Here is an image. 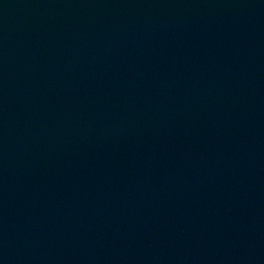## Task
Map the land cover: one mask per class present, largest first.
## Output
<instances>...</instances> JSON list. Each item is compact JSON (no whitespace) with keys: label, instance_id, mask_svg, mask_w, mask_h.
<instances>
[{"label":"water","instance_id":"95a60500","mask_svg":"<svg viewBox=\"0 0 264 264\" xmlns=\"http://www.w3.org/2000/svg\"><path fill=\"white\" fill-rule=\"evenodd\" d=\"M0 264H264V0H0Z\"/></svg>","mask_w":264,"mask_h":264}]
</instances>
